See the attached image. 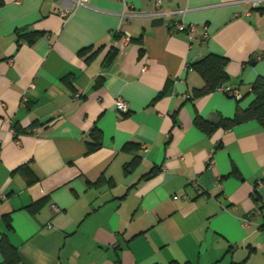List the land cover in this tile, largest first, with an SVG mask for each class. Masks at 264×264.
<instances>
[{"label": "crops", "instance_id": "obj_1", "mask_svg": "<svg viewBox=\"0 0 264 264\" xmlns=\"http://www.w3.org/2000/svg\"><path fill=\"white\" fill-rule=\"evenodd\" d=\"M81 2L0 0V238L17 264H264V125L198 129L238 99L192 98L204 82L189 67L227 58L245 108L264 76V0ZM116 33L130 35L119 51Z\"/></svg>", "mask_w": 264, "mask_h": 264}, {"label": "trees", "instance_id": "obj_2", "mask_svg": "<svg viewBox=\"0 0 264 264\" xmlns=\"http://www.w3.org/2000/svg\"><path fill=\"white\" fill-rule=\"evenodd\" d=\"M18 37L22 40H26L28 43H33L37 36L43 34L29 31V32H18ZM120 36L119 33H116L115 37L118 38ZM85 50V49H84ZM83 51V50H81ZM80 51V52H81ZM95 53V52H94ZM115 51L112 52V55ZM93 55V54H92ZM228 59L208 53L197 61L190 64V68L196 71L201 78L203 79L204 85L201 88L193 89L192 98H198L205 94H208L221 86L225 85L229 80V76L226 72V65ZM164 91H161L159 95H162ZM252 94L253 98L249 102V104L245 108L239 107V101L237 103L236 111L233 117H219L218 120H208L204 119L200 115H196L193 119L194 125L200 129L201 131L209 134L213 132L218 127H231L233 125L248 121V120H256L261 125H264V76H257L255 80L250 85V90L246 93V95ZM91 136L93 141H89L87 143L88 151H93L100 146V138L101 132L96 127H94L91 131ZM137 146L132 143H127L124 148H136ZM139 160L137 156H135L134 161ZM156 171L153 168L148 174L144 176V178L151 177L153 173ZM34 178H29V182H33ZM255 201L259 200L258 196L254 197ZM44 201H36L32 205L29 206L30 210L36 211L42 205ZM0 252L2 254L3 262L2 264H17L18 263V254L16 248L13 247L8 240L2 236L0 238ZM168 264H191L189 262L178 263L176 261H171Z\"/></svg>", "mask_w": 264, "mask_h": 264}, {"label": "built area", "instance_id": "obj_3", "mask_svg": "<svg viewBox=\"0 0 264 264\" xmlns=\"http://www.w3.org/2000/svg\"><path fill=\"white\" fill-rule=\"evenodd\" d=\"M244 1V0H242ZM249 2L251 3V5L253 7H258L260 5V3L262 2V0H249ZM81 0H75V4H81ZM164 13L163 12H157L155 13V15H163ZM61 15L63 16H68V13L66 10L62 11L61 12ZM124 16H127V15H124ZM197 29V25H195L194 23H183V22H177L173 25V27L171 28V31H178V32H186L189 37H191V33H193L195 30ZM208 35V32L205 30L203 32V35L202 37L203 38H206ZM130 40V35L128 33H125V34H120V36L117 38L116 42H115V47L116 49L119 51L123 48V46L125 44H127ZM187 68V67H186ZM146 67L144 66L143 67V70H145ZM29 86H32L31 84ZM219 89L225 91L228 95H231L233 97H235L236 99H239L241 97V93L239 92V90L237 88H234V87H231V86H221L219 87ZM114 105H115V108L116 110L118 111H121V112H124L128 109V104L126 101H124L121 97H116L114 99ZM209 162H211V159L208 160ZM257 184H260V182H258ZM53 208L55 210H57V208L55 206H53ZM243 222L245 224H248L249 223V219L245 218L243 220Z\"/></svg>", "mask_w": 264, "mask_h": 264}]
</instances>
